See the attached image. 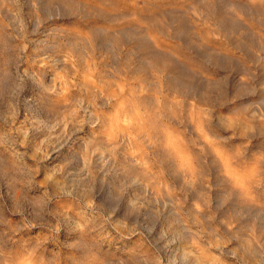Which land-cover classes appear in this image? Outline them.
<instances>
[{
    "label": "rangeland",
    "instance_id": "374dc122",
    "mask_svg": "<svg viewBox=\"0 0 264 264\" xmlns=\"http://www.w3.org/2000/svg\"><path fill=\"white\" fill-rule=\"evenodd\" d=\"M0 264H264V0H0Z\"/></svg>",
    "mask_w": 264,
    "mask_h": 264
}]
</instances>
